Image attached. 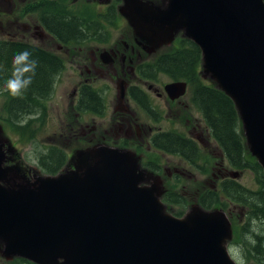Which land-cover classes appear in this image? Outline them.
Masks as SVG:
<instances>
[{
    "label": "water",
    "instance_id": "water-1",
    "mask_svg": "<svg viewBox=\"0 0 264 264\" xmlns=\"http://www.w3.org/2000/svg\"><path fill=\"white\" fill-rule=\"evenodd\" d=\"M100 2L109 0H97ZM143 49L187 39L200 75L233 103L246 147L264 175V0H120ZM152 47V48H151ZM103 62H112L106 51ZM121 82L120 97L125 95ZM185 82L164 86L170 100ZM0 128V257L33 264H236L221 208L197 202L174 217L158 176L128 149L100 146L72 170L28 181L6 166ZM232 178L239 173L233 172Z\"/></svg>",
    "mask_w": 264,
    "mask_h": 264
},
{
    "label": "rangeland",
    "instance_id": "rangeland-1",
    "mask_svg": "<svg viewBox=\"0 0 264 264\" xmlns=\"http://www.w3.org/2000/svg\"><path fill=\"white\" fill-rule=\"evenodd\" d=\"M28 1L29 0H0V39H6L8 37L16 38L36 46H41L60 56L64 63V70L56 79L53 93L44 103L45 111L39 115H33L25 119L24 123H30V126L28 133H25L23 145L17 142V138H19L18 134H11L10 127L5 122L7 117L3 110V106L12 95L9 92H0V128L5 144L3 150L6 154V166H9L10 168L16 166V168L20 170V174L24 175L28 181L32 182L35 175L45 174L40 170L37 159L40 154L46 152L51 144L58 145L69 153V157L72 158L74 162L70 167H63V170H72L74 165L81 160V155L84 152L89 154L100 146L118 148L113 145V142H118L119 139L117 140V138L124 135L128 129L123 122H119V114L127 113L126 116L133 114V119L135 121L131 124L136 123L140 131L144 129L145 132L146 129H149L150 126L154 125L150 123L153 121L140 110L130 97L127 96V98L125 95L123 98L120 97V81H123V79H126L127 82L129 81L131 85L133 84L145 90L147 89V86H145V83L140 80L137 72V76L134 74L132 79L120 77L116 81L115 78L117 77V74H115V72L118 73L119 65L117 62L114 63V56H112L111 52L116 50L123 51L125 44H136L137 48H139L138 50L140 54L143 56L139 63L134 65V67L136 65L138 67L140 65L151 64L157 56L166 52L172 46H163L151 50L146 46V49H143L145 44L142 45V41L135 36V28L128 20L129 18L119 12V4L117 7L118 21L114 25H104L103 29L106 34L103 40H90L83 44H75L65 48L59 44L56 45V42L51 37L44 38L35 33V28L39 25L37 15H23L24 10L22 9L24 6L30 4H27ZM34 1L36 0H31V2ZM109 3L110 0L103 2L97 0H66V4L69 8L80 11L87 7L88 11L93 15L97 14V12L102 13V11L108 7ZM66 4L64 3L62 5L65 6ZM105 51L111 55L112 62L107 63L100 59V53ZM199 77L203 83L211 85L209 81L204 80L201 77L200 73ZM84 80L89 81L90 87L97 90L98 94L102 97L104 102V114L102 116L86 112V114L80 118L77 114V112H80L78 110L76 112L71 106L70 102L73 99V90ZM169 80L168 77L161 75L158 77L157 81L152 83H154L155 88L162 89L164 85L171 83V80ZM123 86H125V83H123ZM188 91V95L177 99L181 102L180 106L170 103L169 100L166 102L161 99H156L154 93H150L154 104L157 103L155 107L159 109L158 114L162 113L164 115L162 117L163 120H161L160 123L153 122L156 124V127L186 135L192 123L194 125L193 121L195 120L196 122L201 119L199 113H197L189 104V86ZM187 119L190 122L189 125H185ZM79 125H83V127L87 126V133L84 136L85 139L78 135L80 134ZM93 127L97 128L99 131L95 136H92L94 132ZM105 131L110 135L103 138L102 136ZM238 132L243 136L240 122L238 124ZM143 135L144 133L140 134V139H142ZM112 138L115 140H112ZM203 139L206 140L204 136ZM129 143L136 145V143H133L131 140ZM118 144H120V141ZM244 146L245 151L249 153L246 144H244ZM130 151L132 152L133 150ZM133 153L136 156L140 155L134 151ZM146 153L149 154L144 156L145 160L150 158H152V160L156 159L160 162V165L166 167L170 171L172 170L171 168H176L179 171H182L183 169V173L177 177L178 180L173 179V182L168 181V187L171 189V192H174L177 196L186 198V208L184 209V212L190 208L191 204L196 202L198 196L205 189L211 188V184L215 185L214 176H219L217 168H221V166L217 165V161L211 160L210 162V158L206 157L208 155L205 156V160H208V164L204 163V160H201L199 161L200 163H198V166L206 168V172L203 173L196 167H187V171L184 170L185 165L178 160L177 157L162 155L150 151H147ZM251 158L254 159L253 157ZM223 165L228 168L229 172H233L225 160H223ZM185 173L187 174L185 175ZM161 178L162 177H159L163 182V179ZM237 181L249 190H256L257 188L253 174L250 171L241 172ZM217 187L212 189H217ZM224 204L225 206L222 205V210L225 211L235 228L245 222L246 211L244 209L236 207L226 201H224ZM167 208L170 210L173 209V207L169 206ZM261 227L262 225L255 221L247 230L254 234L264 235V231H262ZM249 238L252 239L251 236H249ZM228 251L236 264H257L248 256L243 258L245 252L244 250L241 251L240 248L228 247ZM233 253L236 256H233ZM238 256L242 259H239ZM0 264H10V262L0 257Z\"/></svg>",
    "mask_w": 264,
    "mask_h": 264
},
{
    "label": "trees",
    "instance_id": "trees-1",
    "mask_svg": "<svg viewBox=\"0 0 264 264\" xmlns=\"http://www.w3.org/2000/svg\"><path fill=\"white\" fill-rule=\"evenodd\" d=\"M64 3L66 4V0H29V5L22 9L23 15L36 14L44 31L56 44L65 48L90 40H103L106 34L104 25H114L118 21L117 7L120 0H111L102 13L97 12L95 15L87 7L77 11L67 4L63 6ZM25 50L31 53V59L38 61L33 82L22 97L10 96L3 106L7 117L5 122L10 127L11 134H18L17 142L21 145L30 126V123H24L25 119L45 111L44 103L51 97L56 79L64 70L62 58L50 50L16 38L0 39V92H7L4 90L5 83L11 78L13 58ZM200 65L201 53L198 47L179 37L175 39L172 48L157 56L151 64L140 65L137 73L146 77L153 76L152 79L156 75H164L173 82H186L190 88V102L201 113L203 122L209 128L229 168L239 173L250 171L253 174L256 190L247 189L237 179H225L218 189H205L196 202L205 210L217 207L223 209L224 201L244 209L246 220L243 224L235 228L231 221L233 240L230 247L244 250L243 258L248 256L255 263L264 264V235L247 230L256 221L264 231V175L258 163L245 151L244 138L238 132L239 119L232 101L214 86L203 83L199 77ZM130 94L141 106V91L132 87ZM81 100L77 108L81 113L87 110L95 114L102 113L104 102L94 88L83 86ZM153 146L160 152L179 155L193 163L200 158L196 145L176 132L156 135ZM67 162L65 150L55 144H51L37 159L41 171L50 175L58 173ZM204 162L207 163L208 160ZM166 187L170 191L168 184ZM185 199L167 192L163 202L175 205L173 215L181 217L185 213ZM232 255L236 256L234 253ZM238 258L242 259L240 256ZM10 264L33 263L14 259Z\"/></svg>",
    "mask_w": 264,
    "mask_h": 264
},
{
    "label": "flooded vegetation",
    "instance_id": "flooded-vegetation-1",
    "mask_svg": "<svg viewBox=\"0 0 264 264\" xmlns=\"http://www.w3.org/2000/svg\"><path fill=\"white\" fill-rule=\"evenodd\" d=\"M35 30H36L35 33L40 37H44V38L50 37L49 34H47L40 25L36 26ZM138 49L139 48H137L136 44L135 45L134 44H131V45L125 44L123 51H117V50L112 51V52L110 51L112 56H114V63L117 62L119 65L118 73L115 72V74H117V77L115 78L116 81L120 77H127V79H132L134 77V74L136 75V72H137L136 70L139 66L137 67V65H136L134 67V65L138 64L139 61L141 60V58L143 57L140 54ZM159 76H161V75H156V78L152 79L153 76L146 77V76L141 75V74L139 75L140 80L145 83V86H147L146 90L142 89L138 86H135L133 84L131 85V83L129 81L127 82L126 79H123V82L125 83V86H124L125 92H126L125 97H127V96L130 97L131 100L134 101L136 103V105L140 108V110L155 123H157V122L160 123V121L163 120L162 117L164 115L162 113L158 114L159 109H157L155 107V105H157V103L154 104L153 98L151 97L150 93H154L156 99H161V100H164L166 102L169 100L170 103H172V104H177V106L181 105V102H179L178 100L173 101V100L169 99V97L167 96V94L165 93V90H164L165 85L163 86L162 89H157L154 87V83H152V82L157 81ZM121 81H120V85H122ZM170 82H173V81H170ZM85 85L90 86V82L87 80H84V81L80 82L75 87V89L73 90V95H72L73 99L70 103L76 112H77V108H79V104L82 101L81 100L82 99V87ZM133 86L136 87L138 90H140L142 93V98L139 100L141 102V106L133 99V97L130 94V89ZM188 93H189V91H188V86H187L186 93L181 98L188 95ZM189 104L197 113H199V115L202 119L201 113L195 108V106L191 102H189ZM186 108H187V106H186ZM104 111H105V109H104ZM86 112H88V110L85 111L84 113H81V112L78 113L77 112V114L81 118L83 115L86 114ZM103 114H104V112L102 111V113L98 114V116H102ZM126 114L127 113L119 114V122L120 123L123 122L125 124V126H127L128 129L124 133V135L119 136L117 138V140L119 139L120 144H118V142H119L118 141V142H113V145H115L119 149L133 150L135 153L140 154L138 156L140 157L141 168L152 173V174H154V175H156V176L162 177L161 179H163V184L165 186H166V184H168V181L173 182V179L178 180L177 177H178V175H181L183 173V169H182V171H179L176 168H171L172 170L170 171L166 167H163L162 165H160V162H158L156 159L152 160V158H150L148 160H145L144 156L149 154V153H146L147 151L156 152V153L162 154V155H171L173 157H177L178 160H180L185 165L184 170L187 171V167L188 168L196 167L199 169V171H201L203 173L206 172V168L198 166L199 165L198 163H200L199 161H201V160H205V156L208 155L206 157L210 158V162H211V160L217 161V165L221 166V168H217V172H218L219 176H214L215 185L211 184V188H216L225 179H234L231 177V174L233 172H236V171L229 172L228 168L224 167L223 160L226 161V159L224 158L222 151L218 148L216 142L213 140V138L210 134L209 128L203 122V119L202 120L200 119L196 122L194 120L193 121L194 125L192 123V125L190 126V129L187 128L189 130L188 133L185 132L186 135L184 134L185 137L188 140H190L194 145H196V148L199 150L200 158L198 157V159L193 163L188 159H184L182 156L160 152V150L156 149L153 146L154 137L156 135L161 134V133H166V132L170 133L172 131L163 130L161 128H158V127H156V124L153 122H150V123H152L154 125L150 126L149 129H146L145 132H144V129L142 131H140V129L138 128V125L136 123L131 124L135 121L133 119L134 118L133 114H129V116H126ZM76 121H77V119H76ZM187 124L188 125L190 124L188 119L186 120L185 125H187ZM133 127H134V129H133ZM86 128H87V126L83 127V125H79L80 134H78V135L81 136L83 139H85L84 136L87 133ZM93 131L94 132H93L92 136H95L97 133H99L98 129L94 128V127H93ZM141 133H144L142 139H140ZM109 135L110 134L105 131L103 133L102 137L104 138V137L109 136ZM117 135H119V134H117ZM203 136H204V138H206V140L203 139ZM112 140H115V139L112 138ZM130 140L133 143H136V145H133L132 143L130 144L129 143ZM90 142H92V141H90ZM213 150H214V152H213ZM66 154H67L68 162H67L66 166H64V168H67V166L70 167V165L73 164V162H74V160L69 157V153L66 152ZM218 162H220V163H218ZM226 163H227V161H226ZM206 164H208V163H206ZM178 173H180V174H178ZM186 174L187 173H185V175ZM240 175H241V173H239V176ZM236 179H238V178H236ZM216 182H217V185H216ZM217 189H218V187H217ZM170 192H171V189H170ZM168 205H169V207H173V214H174V211L176 209L175 205H172V204L171 205L168 204Z\"/></svg>",
    "mask_w": 264,
    "mask_h": 264
},
{
    "label": "clouds",
    "instance_id": "clouds-1",
    "mask_svg": "<svg viewBox=\"0 0 264 264\" xmlns=\"http://www.w3.org/2000/svg\"><path fill=\"white\" fill-rule=\"evenodd\" d=\"M27 50L18 53L13 58L11 78L5 83V91L13 97H22L33 82L38 61L30 58Z\"/></svg>",
    "mask_w": 264,
    "mask_h": 264
}]
</instances>
